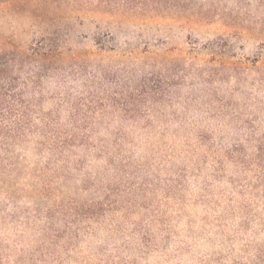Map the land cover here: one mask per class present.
I'll return each mask as SVG.
<instances>
[{
  "label": "rangeland",
  "instance_id": "rangeland-1",
  "mask_svg": "<svg viewBox=\"0 0 264 264\" xmlns=\"http://www.w3.org/2000/svg\"><path fill=\"white\" fill-rule=\"evenodd\" d=\"M166 1L0 3V264H264V0Z\"/></svg>",
  "mask_w": 264,
  "mask_h": 264
},
{
  "label": "trees",
  "instance_id": "trees-1",
  "mask_svg": "<svg viewBox=\"0 0 264 264\" xmlns=\"http://www.w3.org/2000/svg\"><path fill=\"white\" fill-rule=\"evenodd\" d=\"M34 3H40L45 5H62L66 0H0V3H13V4H27L30 2ZM76 1H82V0H76ZM93 1V0H88ZM100 4H118L121 3L124 4L128 8H135L138 4H141L143 7L142 9H146L149 6H158L163 5L166 7V0H97ZM11 45V44H10ZM13 47V45H11ZM37 54V53H36ZM35 54V55H36ZM23 58H21L20 53L16 49H10L8 52L0 53V78H6L8 75V68L9 65H11V62L18 63L23 62ZM17 61V62H16ZM17 82L16 79H10L8 81V84L0 86V102H2L5 107L11 108V102L7 101L6 97L7 94L5 90L7 89V86L10 89H13L16 86ZM22 98V97H21Z\"/></svg>",
  "mask_w": 264,
  "mask_h": 264
}]
</instances>
